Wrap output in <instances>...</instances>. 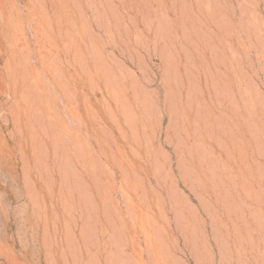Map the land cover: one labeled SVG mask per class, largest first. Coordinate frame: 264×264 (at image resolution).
<instances>
[{
	"label": "rangeland",
	"instance_id": "374dc122",
	"mask_svg": "<svg viewBox=\"0 0 264 264\" xmlns=\"http://www.w3.org/2000/svg\"><path fill=\"white\" fill-rule=\"evenodd\" d=\"M0 264H264V0H0Z\"/></svg>",
	"mask_w": 264,
	"mask_h": 264
}]
</instances>
